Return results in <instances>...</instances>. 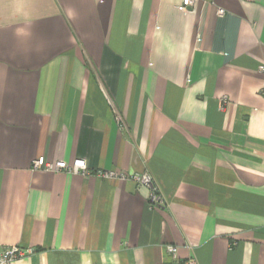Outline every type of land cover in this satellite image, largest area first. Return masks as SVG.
Instances as JSON below:
<instances>
[{"label":"crops","instance_id":"obj_1","mask_svg":"<svg viewBox=\"0 0 264 264\" xmlns=\"http://www.w3.org/2000/svg\"><path fill=\"white\" fill-rule=\"evenodd\" d=\"M113 172L151 174L166 206ZM9 246L33 251L18 264H264V0H0Z\"/></svg>","mask_w":264,"mask_h":264},{"label":"built area","instance_id":"obj_2","mask_svg":"<svg viewBox=\"0 0 264 264\" xmlns=\"http://www.w3.org/2000/svg\"><path fill=\"white\" fill-rule=\"evenodd\" d=\"M197 0H181V9L183 12H188L193 8ZM219 15L225 13L224 10H219ZM118 122H122V117L117 113ZM32 169L34 171H46V172H65L68 174H81L84 176L90 175L86 162L79 160L72 164H68L64 161L50 162L46 158H40L32 163ZM106 179H117L121 181L133 180L138 185L147 187L149 190V203L153 208H162L166 206V200L162 196L159 187L155 184L153 177L149 173L141 175L128 176L125 173H105L101 174ZM167 255L174 261L179 259V248L176 246L166 247ZM31 250H24L18 246L0 247V264H18V262L28 255L32 254ZM186 264H198L195 258H191Z\"/></svg>","mask_w":264,"mask_h":264}]
</instances>
